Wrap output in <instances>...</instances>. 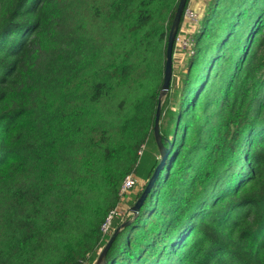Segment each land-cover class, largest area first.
<instances>
[{"label": "trees", "instance_id": "obj_1", "mask_svg": "<svg viewBox=\"0 0 264 264\" xmlns=\"http://www.w3.org/2000/svg\"><path fill=\"white\" fill-rule=\"evenodd\" d=\"M178 2L105 0L59 39L49 0H0V264L93 262L123 180L145 188L160 146L105 264H264V0L209 4L158 146Z\"/></svg>", "mask_w": 264, "mask_h": 264}, {"label": "rangeland", "instance_id": "obj_2", "mask_svg": "<svg viewBox=\"0 0 264 264\" xmlns=\"http://www.w3.org/2000/svg\"><path fill=\"white\" fill-rule=\"evenodd\" d=\"M54 7L52 11L51 17V31L54 35H56L59 39H63L65 37L71 38V34L73 36H79L83 33L90 32V28L93 24V8L96 6H100L104 4L105 0H49ZM212 0H189L187 7L190 9V13L183 19L182 26L180 28L179 33L181 34V38L185 40H189L192 44L193 41L191 38L197 34L202 18L206 14L209 4ZM234 3H237V0H233ZM222 5L225 6L222 1ZM229 8V7H228ZM226 8L224 11L229 13L233 8ZM235 9V8H234ZM194 17L193 19H190ZM191 36V37H190ZM182 42L176 47L173 48V56H172V79L170 82V89L167 93L169 96L177 95L175 92V87L179 83V79L181 75L186 70V65L188 58L192 54V50L185 51L182 47ZM165 63V58L163 64ZM164 66V65H163ZM154 67H158L156 64ZM179 78V79H178ZM177 84V85H176ZM160 94V93H159ZM167 94L160 98L161 107L165 104L167 105ZM159 99V98H158ZM168 149V148H167ZM167 153L169 151L166 150ZM145 183L142 181H138L135 184V187L128 193V195L124 198V200L118 201L116 207L119 211V215L117 216L118 221L125 222L131 218L130 215V204L134 201V196H136L139 192H141L144 188ZM115 231L114 228L111 227L110 234L112 235ZM109 234V235H110ZM108 235V236H109ZM103 249L102 244H99L93 252L95 253V260L93 262H88L85 260V264H95L96 259L98 258L99 253Z\"/></svg>", "mask_w": 264, "mask_h": 264}, {"label": "water", "instance_id": "obj_3", "mask_svg": "<svg viewBox=\"0 0 264 264\" xmlns=\"http://www.w3.org/2000/svg\"><path fill=\"white\" fill-rule=\"evenodd\" d=\"M186 3H187V0H179L178 6H177V9H176V12H175L172 24H171V28L169 31L168 40H167L166 57H165L164 72H163V81H162V85H161L160 94L158 97L159 99H158V104H157L156 111H155L154 124H153V134H154L155 141L157 142L158 146H160V144H159V138H160L159 137V119H160V112H161V100H160V98L162 96H165L170 89V82H171V78H172L173 46H174L175 37H176L177 32H178V28H179V25L181 22V18H182ZM160 151H161V153H160L159 164L155 168L151 178L147 182V184H146L144 190L142 191L141 195L136 200L134 205L130 208V214L132 215V218L129 220H126L125 222H122V224H120V226H118L115 229V231L110 236V238L107 240L103 249L99 253L95 264H105L104 258L106 256L110 246L112 245L113 241L116 239V237L119 235V233L125 227H127L135 217H137L141 206L143 205L148 194L150 193V191H151L153 185L155 184V182H156V180H157V178L161 172V169L164 165V162H165V159L167 156V151H166V149H164L161 146H160Z\"/></svg>", "mask_w": 264, "mask_h": 264}, {"label": "built area", "instance_id": "obj_4", "mask_svg": "<svg viewBox=\"0 0 264 264\" xmlns=\"http://www.w3.org/2000/svg\"><path fill=\"white\" fill-rule=\"evenodd\" d=\"M189 11H190V9L187 6H185V9H184V12H183V15H182V21L180 22V25H179V28H178V32H177V35H176L175 41H174V46H176V47L182 42L183 44H182V47L181 48L183 50H185V51L192 50L193 44L189 40H185L184 38H181V34L179 33V31H180V28L182 26L183 19L190 13ZM193 18L194 17H191L190 16V19H193ZM191 40H192V38H191ZM174 46H173V48H174ZM138 181H140V180L137 179V178H135L133 175L127 176L123 180V182H122V184L120 186V189H119L120 200H124V198L135 187V184ZM118 215H119V211H118V209L116 207L107 216L105 222L101 226L102 240H104V238L107 237L110 234V232H111V223H112L113 219L116 218Z\"/></svg>", "mask_w": 264, "mask_h": 264}]
</instances>
